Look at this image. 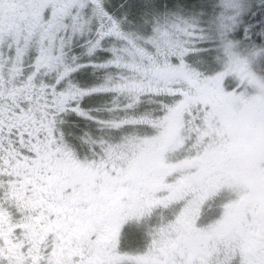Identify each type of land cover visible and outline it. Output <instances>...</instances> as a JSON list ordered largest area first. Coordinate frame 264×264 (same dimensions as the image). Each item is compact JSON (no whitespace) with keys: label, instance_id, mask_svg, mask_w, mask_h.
Instances as JSON below:
<instances>
[{"label":"snow or ice","instance_id":"1","mask_svg":"<svg viewBox=\"0 0 264 264\" xmlns=\"http://www.w3.org/2000/svg\"><path fill=\"white\" fill-rule=\"evenodd\" d=\"M0 264H264V0H0Z\"/></svg>","mask_w":264,"mask_h":264}]
</instances>
